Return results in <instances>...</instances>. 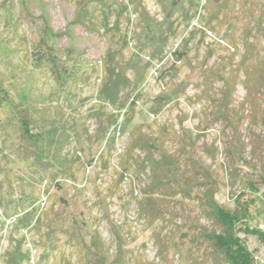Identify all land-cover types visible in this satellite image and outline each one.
I'll list each match as a JSON object with an SVG mask.
<instances>
[{"label":"rangeland","instance_id":"374dc122","mask_svg":"<svg viewBox=\"0 0 264 264\" xmlns=\"http://www.w3.org/2000/svg\"><path fill=\"white\" fill-rule=\"evenodd\" d=\"M45 27L63 56L74 51L78 63L67 66L80 71L70 83L33 62ZM222 77L235 82L234 126L215 118ZM0 80L58 127L64 159L41 172L16 129L0 127V264L97 263L85 252L94 232L106 264H225L181 239L214 228L199 192L181 203L156 194L172 212L142 209L151 173L146 152L130 151L136 128L157 138L156 157H180L184 176L196 174L188 159L209 167L218 202L233 209L239 196L251 224L264 225V0H0ZM240 236L264 264L261 239Z\"/></svg>","mask_w":264,"mask_h":264},{"label":"trees","instance_id":"16d2710c","mask_svg":"<svg viewBox=\"0 0 264 264\" xmlns=\"http://www.w3.org/2000/svg\"><path fill=\"white\" fill-rule=\"evenodd\" d=\"M98 2H103V0H98ZM84 8V5L79 4L78 15L76 16L77 22L86 23L89 20L85 19L86 21H84V18H86ZM56 36L57 34L53 30L45 27L44 37L37 42V48L33 52V62L37 66H49L54 76L62 84L70 83V79L77 76L76 73L80 71V67L76 70L77 68L67 66L69 62L78 63L74 57V51L72 48L68 49L65 56H63L60 48L55 44L54 38ZM175 54H177L176 51ZM222 78L226 82V90L221 105L215 112V118L222 119L230 126H234L237 124V116L232 114L229 105L230 100L233 98L232 88L235 86V82L232 79L230 81L227 78ZM113 80L114 82L110 85L111 94L107 96L109 101L114 103L116 100L114 92L118 90L119 81L116 80L115 75ZM253 96L255 97V95ZM23 103H25V99L17 104L5 87L4 82L0 80V127L6 126V128L16 129L15 137L20 138L22 141L24 159L32 161V164L36 165L41 172H53L58 164L64 162L60 151L63 135L59 133L58 127L48 126L49 121L46 117L35 116L30 109V102L24 104V106ZM124 106L121 107L124 108ZM39 111L46 113L42 108ZM110 138L109 134L106 140L107 143L110 142ZM135 149H142L146 152L144 162L147 163L151 173V180L143 189V199L139 201L142 209H147L156 214L166 213V210L172 212L170 202L181 203L183 200L197 198L194 192H199L200 195L194 200L209 212L214 222V228L207 230L200 224L199 227H191L193 231L190 234L183 233L181 239L188 237V240L196 248L204 249L209 253H218L225 264H261L248 248L240 233L257 235L264 246V230L258 225L253 226L251 224L254 214L249 209V205L245 204L244 200H240L239 196L236 200L237 205L233 209L227 208L218 202L216 199L218 192L217 180L212 176L209 167L193 159H188L193 161L196 174L184 176V173L181 172L182 160L179 159L180 157L177 159L176 156L169 154L165 149H161L160 156L156 157L154 152L160 149L157 138L147 135L139 128L135 129L130 151ZM185 156L183 159H186ZM91 160L93 161V158ZM156 194L162 196L163 199L169 198L170 202L160 205L154 198ZM178 197L180 199H177ZM98 239L99 236L96 237V232H94L92 244L86 248V256L90 263L94 262V256H98L99 262L94 264H106L101 259L104 247ZM170 241L171 235L167 242L161 243L166 252H169ZM182 243L183 241L173 243L172 247L178 250L176 247Z\"/></svg>","mask_w":264,"mask_h":264},{"label":"built area","instance_id":"2783aa9c","mask_svg":"<svg viewBox=\"0 0 264 264\" xmlns=\"http://www.w3.org/2000/svg\"><path fill=\"white\" fill-rule=\"evenodd\" d=\"M261 228L264 230V225H262Z\"/></svg>","mask_w":264,"mask_h":264}]
</instances>
